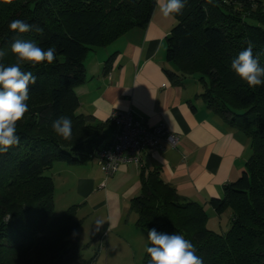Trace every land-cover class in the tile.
<instances>
[{
    "label": "trees",
    "instance_id": "16d2710c",
    "mask_svg": "<svg viewBox=\"0 0 264 264\" xmlns=\"http://www.w3.org/2000/svg\"><path fill=\"white\" fill-rule=\"evenodd\" d=\"M155 7V0H0V48L7 52L0 63L15 62L10 48L16 39L57 50L51 65L22 66L36 84L30 86L29 111L17 123L20 144L0 154V264H91L80 254L77 206L55 214V180L46 171L58 162L85 164L111 141L104 142L103 134L105 127L114 129L111 120L97 123L78 113L74 88L86 81L88 53L145 28ZM174 17L166 58L179 72L166 69L167 74L175 82L198 76L207 107L245 133L253 153L223 196L209 201L218 214L232 211L227 231L209 229L205 207L181 196L157 168L141 169V192L131 200L136 225L183 235L204 264H264V86L249 88L231 70L246 41L255 45L254 55L264 49V2L187 0L183 14ZM14 19L39 25L43 33L12 32L8 25ZM260 63L264 66V55ZM60 116L72 121L71 140L51 127ZM144 264H150L147 252Z\"/></svg>",
    "mask_w": 264,
    "mask_h": 264
},
{
    "label": "crops",
    "instance_id": "0c3cea01",
    "mask_svg": "<svg viewBox=\"0 0 264 264\" xmlns=\"http://www.w3.org/2000/svg\"><path fill=\"white\" fill-rule=\"evenodd\" d=\"M175 23V17L166 19L155 7L145 28H133L112 44L89 52L86 81L74 88L80 103L78 113L91 116L97 123H106L115 111H132L150 125L165 124L179 137L177 147L164 142L165 150L145 151L142 165L121 164L108 177L95 156L73 166L77 171L71 168V174L63 175V184L75 176L73 191L81 202L74 205L77 210L87 203L96 213L106 212L104 217L114 229L121 227L124 217L132 222L131 227L139 228L131 200L141 192V169H159L163 180L181 196L202 204L210 213L209 209L215 211L210 199L223 196L225 185L240 177L253 153L250 138L207 107L200 97L205 88L198 76L175 82L167 74L166 69L179 72L166 58V38ZM111 56L113 62L107 67ZM103 134L104 142L111 140L114 129L105 127ZM55 188L57 191L56 183ZM132 233L124 237L126 244H130L126 238Z\"/></svg>",
    "mask_w": 264,
    "mask_h": 264
},
{
    "label": "clouds",
    "instance_id": "9594fccd",
    "mask_svg": "<svg viewBox=\"0 0 264 264\" xmlns=\"http://www.w3.org/2000/svg\"><path fill=\"white\" fill-rule=\"evenodd\" d=\"M5 2L10 3L11 0H5ZM207 3H213V0H207ZM155 4L161 15L167 19L182 15L187 0H155ZM8 27L12 32L20 34L30 31L43 33V28L39 25L30 24L21 19L12 20ZM245 43L247 47L232 59L231 70L249 88L264 86V66L260 63L264 49L254 55L253 42L248 40ZM10 50L15 57V62L7 66L0 63V154L7 153L10 148L20 144L17 123L29 111L27 101L30 99V86L36 84V76L31 71H24L22 66L28 63L35 67L42 62L51 65L56 59L57 52L54 45L43 48L32 40L24 39L14 40ZM6 55L7 52L0 48V60ZM51 127L62 139L71 140L70 118L60 116L53 121ZM96 223L99 228L103 221ZM147 240L151 244L146 247L150 264H204L202 257L196 254L195 245L181 234L159 233L152 228L148 230Z\"/></svg>",
    "mask_w": 264,
    "mask_h": 264
},
{
    "label": "rangeland",
    "instance_id": "374dc122",
    "mask_svg": "<svg viewBox=\"0 0 264 264\" xmlns=\"http://www.w3.org/2000/svg\"><path fill=\"white\" fill-rule=\"evenodd\" d=\"M40 99L46 101V96L42 95ZM32 100L34 101L36 99ZM67 168L68 170H66ZM71 168L76 171L78 170L73 165L58 162L53 168L46 171L47 175L54 178L57 186L55 195V214L57 215H60L71 206L77 205L78 203L81 204V202H77L73 191L75 176L68 177V184H63L62 182L64 174H71ZM78 208L80 209L79 211L77 210V219L82 220V225L76 232V237L80 246V254L85 260L91 261V264H144L146 247L149 245L147 230H142L141 228L136 229L135 226L131 227L132 222H127L126 217H124L121 227L114 229L109 227L110 222L104 217L106 212L96 213L87 203L80 205ZM208 211L210 212H207L209 215L207 227L209 229L221 233L229 229L230 214L232 213L230 209L222 214L221 217L215 211H211V209ZM133 216L136 217V213ZM97 221H103V224L99 228L97 227ZM122 231L124 235L121 234ZM130 232H134L130 235L134 237L132 238L135 242L131 243V236H129L126 239L128 242L130 241V244H126L123 239ZM120 237H122V240ZM135 238L140 242L139 244Z\"/></svg>",
    "mask_w": 264,
    "mask_h": 264
},
{
    "label": "built area",
    "instance_id": "2783aa9c",
    "mask_svg": "<svg viewBox=\"0 0 264 264\" xmlns=\"http://www.w3.org/2000/svg\"><path fill=\"white\" fill-rule=\"evenodd\" d=\"M114 134L104 148L94 156L104 167L107 177L113 175L121 164L142 165L143 154L149 149L165 150L164 142L177 147L179 137L165 124L150 125L137 119L132 111H115L110 115Z\"/></svg>",
    "mask_w": 264,
    "mask_h": 264
}]
</instances>
